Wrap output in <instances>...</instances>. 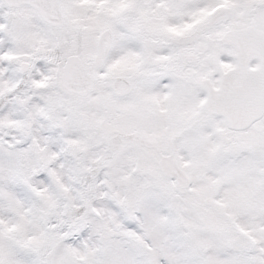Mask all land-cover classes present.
Instances as JSON below:
<instances>
[{
	"label": "snow or ice",
	"instance_id": "snow-or-ice-1",
	"mask_svg": "<svg viewBox=\"0 0 264 264\" xmlns=\"http://www.w3.org/2000/svg\"><path fill=\"white\" fill-rule=\"evenodd\" d=\"M0 264H264V0H0Z\"/></svg>",
	"mask_w": 264,
	"mask_h": 264
}]
</instances>
